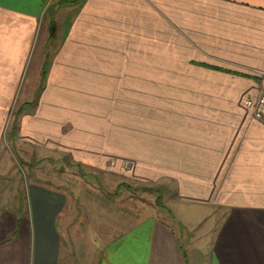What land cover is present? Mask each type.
Here are the masks:
<instances>
[{
    "label": "crops",
    "instance_id": "0c3cea01",
    "mask_svg": "<svg viewBox=\"0 0 264 264\" xmlns=\"http://www.w3.org/2000/svg\"><path fill=\"white\" fill-rule=\"evenodd\" d=\"M46 36L57 44L45 85L34 111L19 120L35 156L77 154L86 162L96 151L86 146L79 105L84 112L94 98L87 112L100 120L106 88L116 120L136 119L138 128L148 119L129 101L157 89L161 183L171 192L161 198L165 209L131 217L127 231L97 221L94 246L74 241L69 258V227L78 228L89 208L80 189H69L62 164L67 180L33 179L12 206L0 196V264H197L198 248L203 264H264V121L245 106L260 94L264 0H0V170L21 88L31 73L37 78L38 62L32 66ZM144 70L186 86H134ZM78 84H93L92 94ZM117 96L125 100L113 111Z\"/></svg>",
    "mask_w": 264,
    "mask_h": 264
},
{
    "label": "rangeland",
    "instance_id": "374dc122",
    "mask_svg": "<svg viewBox=\"0 0 264 264\" xmlns=\"http://www.w3.org/2000/svg\"><path fill=\"white\" fill-rule=\"evenodd\" d=\"M56 44L55 40L51 43L47 36L44 40H39L37 57L32 66V72H34L38 62L37 78L34 79V75L31 73L28 81H25L21 88V95L15 106L16 113L11 119L4 147L7 165L6 169L0 170L4 172L0 175V196H2L1 198L9 196L5 201L7 205H16L20 198L25 197L26 183L40 177L45 181L46 179L54 181V183L67 180L65 173L62 177L63 170L58 168L62 164L65 167L67 166V170L64 169V171L68 172V176L71 175L69 181L71 187L69 189H80L79 195L82 196L86 208H89L85 212V217L87 216L85 221L82 216H78V228L73 230L74 226L69 227L63 251L66 254V251L69 250V258H72L73 254L74 257L76 254L74 241L77 246L79 245V239H81V246H94L92 242L95 241V237L94 228L92 227L97 221L101 220L100 223H104V225L111 222L118 227L119 231L132 229L134 225L128 223V221H132V218H136L137 221L139 220L138 217L142 218L145 215L156 216L155 208L161 211V207H159L163 205L161 204V198L164 197L165 192L168 195L171 191L166 190V186L161 183V126L158 127V124H161V104L153 95L154 92H157V89L145 90V92H149L150 96L146 95L141 101L135 102L133 97L129 101L132 108H135L134 111L142 109L146 113L148 120L143 122L144 126L138 128H135L138 124L136 119L116 120V115L110 111L111 106L107 100L108 96H105L104 93L106 88L102 92L100 120H98L99 118L95 119L91 114L92 112H87L88 107H90L88 103L93 104L94 98L92 101H86V111L84 110V112L83 106L79 105L80 116L85 117V120L80 122V127L86 133V146L96 151V153L86 154V162L80 160L77 154L76 156L73 154L74 157L64 155L65 157L59 159V161H55L53 158L39 160L35 156L36 153L33 152L35 148L29 141L30 138L20 134L19 120L23 119L24 114L33 112V106L39 101V96L37 97L36 93L39 87L43 85V72L48 69L46 68L47 63L51 59ZM175 75L178 74H169L171 78ZM153 78H155L154 74L148 73L147 70L140 71L134 75L133 84L134 86L147 84L151 87H161V84H178L177 86L181 87V90L186 86L181 82H174L173 79L169 82H157ZM123 83L125 84V82ZM84 87L88 94H92L93 84L77 85V89L80 88L81 91H84ZM261 90L262 86L260 84L259 93H261ZM135 91L142 94L144 89ZM120 98L125 100V97L117 96V99L114 100L115 108H113V111L119 107L117 102L120 101ZM257 98L252 100L255 101ZM159 99L161 101V98ZM249 99H245V106ZM105 101L109 105L107 110L103 106ZM122 109L123 105L121 104ZM131 112L133 111L127 112L123 117L126 118V116L131 115ZM132 115L138 117L140 113ZM71 126H75V124L72 122ZM112 128H114L113 131ZM116 145H122L123 149L127 148L128 151L115 153L110 147ZM70 160L75 163L70 162ZM110 203H115L114 207L111 208ZM76 208L77 205L73 209ZM162 208L165 209V206L163 205ZM121 214L124 217L122 221H120L122 219ZM103 226L102 229H104ZM76 229L79 231L76 232ZM71 232L73 236L69 235ZM187 243L190 244V240ZM194 251L192 254L195 255L196 263L203 264L204 255H202L200 249ZM68 260L66 256V262Z\"/></svg>",
    "mask_w": 264,
    "mask_h": 264
},
{
    "label": "built area",
    "instance_id": "2783aa9c",
    "mask_svg": "<svg viewBox=\"0 0 264 264\" xmlns=\"http://www.w3.org/2000/svg\"><path fill=\"white\" fill-rule=\"evenodd\" d=\"M259 84L262 86L261 93L259 94L257 100L253 101L249 99L246 102V106L249 110H252L254 116L261 121H264V70L258 71Z\"/></svg>",
    "mask_w": 264,
    "mask_h": 264
},
{
    "label": "trees",
    "instance_id": "16d2710c",
    "mask_svg": "<svg viewBox=\"0 0 264 264\" xmlns=\"http://www.w3.org/2000/svg\"><path fill=\"white\" fill-rule=\"evenodd\" d=\"M45 76H46V71H44L43 72V80H42V84L45 82ZM43 86H44V84L42 85V87H39V92H38V95H37V97L38 96H40V92H41V90L43 89ZM16 113V112H15ZM79 167V166H78ZM159 206V205H158ZM162 205H160L159 207H161Z\"/></svg>",
    "mask_w": 264,
    "mask_h": 264
}]
</instances>
